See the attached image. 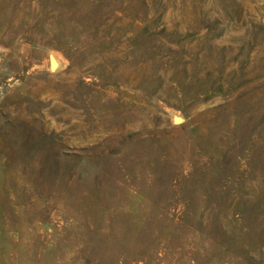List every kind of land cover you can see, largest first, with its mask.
I'll list each match as a JSON object with an SVG mask.
<instances>
[{"label": "rangeland", "instance_id": "1", "mask_svg": "<svg viewBox=\"0 0 264 264\" xmlns=\"http://www.w3.org/2000/svg\"><path fill=\"white\" fill-rule=\"evenodd\" d=\"M0 264H264V0H0Z\"/></svg>", "mask_w": 264, "mask_h": 264}, {"label": "water", "instance_id": "2", "mask_svg": "<svg viewBox=\"0 0 264 264\" xmlns=\"http://www.w3.org/2000/svg\"><path fill=\"white\" fill-rule=\"evenodd\" d=\"M55 67H56V63H55V61L52 59V68L55 69ZM181 121H182V120L178 119L176 122H177V123H180Z\"/></svg>", "mask_w": 264, "mask_h": 264}]
</instances>
